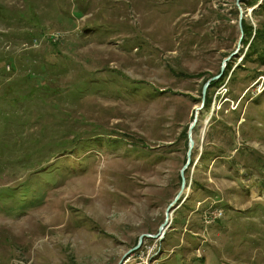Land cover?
<instances>
[{
	"label": "rangeland",
	"instance_id": "rangeland-1",
	"mask_svg": "<svg viewBox=\"0 0 264 264\" xmlns=\"http://www.w3.org/2000/svg\"><path fill=\"white\" fill-rule=\"evenodd\" d=\"M0 264H264V0H0Z\"/></svg>",
	"mask_w": 264,
	"mask_h": 264
},
{
	"label": "water",
	"instance_id": "water-1",
	"mask_svg": "<svg viewBox=\"0 0 264 264\" xmlns=\"http://www.w3.org/2000/svg\"><path fill=\"white\" fill-rule=\"evenodd\" d=\"M218 78H215L214 81H217ZM200 111V110H199ZM199 115V112L196 113V116H195V120L194 122L192 123L191 127H190V132H189V152H188V161H187V164L186 166L184 167V169L181 171V177H182V191L180 192V194L178 195V197L176 198L174 204H172L168 210H167V213H166V222L165 224L161 227L160 229V232L158 234V236H162L163 233H165L166 231V227H168V225L170 224L169 223V219H170V215H171V212L173 211L175 205L179 202V199L183 197V193L186 189V183H185V171L190 167L191 165V155H192V150L194 149V146H195V142H194V139H193V131L198 123V116ZM179 204V203H178ZM157 236V237H158ZM144 237H151V236H143L141 237L140 239V244L139 246L141 245L142 243V240ZM131 253V252H130Z\"/></svg>",
	"mask_w": 264,
	"mask_h": 264
},
{
	"label": "trees",
	"instance_id": "trees-1",
	"mask_svg": "<svg viewBox=\"0 0 264 264\" xmlns=\"http://www.w3.org/2000/svg\"><path fill=\"white\" fill-rule=\"evenodd\" d=\"M90 90H93V89H90ZM96 145H98V144H94V146H96Z\"/></svg>",
	"mask_w": 264,
	"mask_h": 264
},
{
	"label": "bare ground",
	"instance_id": "bare-ground-1",
	"mask_svg": "<svg viewBox=\"0 0 264 264\" xmlns=\"http://www.w3.org/2000/svg\"><path fill=\"white\" fill-rule=\"evenodd\" d=\"M197 117H198V119H199V115H198Z\"/></svg>",
	"mask_w": 264,
	"mask_h": 264
}]
</instances>
